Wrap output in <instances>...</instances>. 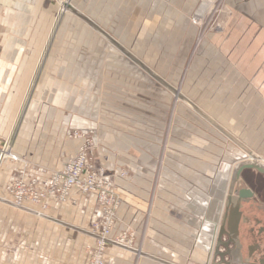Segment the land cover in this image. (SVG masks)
<instances>
[{
	"label": "rangeland",
	"instance_id": "1",
	"mask_svg": "<svg viewBox=\"0 0 264 264\" xmlns=\"http://www.w3.org/2000/svg\"><path fill=\"white\" fill-rule=\"evenodd\" d=\"M81 1L45 0L26 4L24 11L29 17L21 21H7L9 25L13 24L12 27L17 26L19 33L21 31L16 36L15 48L19 50L21 39L20 52L28 62L35 60L37 55L41 57L47 46L37 83L46 76L62 80L70 76V87L76 88V91L72 94L71 107L64 110L65 115L71 113L91 123L85 128H75L67 135L80 140V145L78 151L58 167L50 169L34 164L14 150L34 98V94H30L12 131L9 134L0 133V158L5 156L0 173H9V167H12L7 181L0 174V207L8 205L5 206L7 213L3 220L10 227L14 221L11 216L14 209L39 214L54 200L60 204L76 202L74 194L83 200L94 198L96 217L89 228L78 227L92 241L85 264H112L111 249L117 247L135 254L134 262L140 264L143 254L150 255L153 260L157 256L145 249L144 234H138L142 226H129L115 233L114 229L120 212L124 216L131 211L136 216L140 214L146 225L151 218L163 213L172 216L176 222L182 220V216L175 213L171 206H175L176 201L187 205L189 196L182 199L179 190L175 192L166 186L172 183L184 187L180 179H169V169L191 168L190 164L181 162L171 152L175 150V137L185 141L184 134L192 133L184 126L186 121H191V116L184 114L181 106L193 111L214 128V153L221 149L231 157L229 193L235 195L247 184L263 194L264 176L248 173L244 179L237 180L235 177L237 169L244 163L264 165V131L257 142L258 149L250 147L249 142L241 138L243 133L227 131L221 122L199 105L197 99H191V95L205 90L215 79L218 83L213 85L218 93L230 81L232 89L239 93L241 105L245 102V95L253 94L252 102L262 109L264 118V0H97L93 8ZM211 1L212 7L202 16V4ZM68 18L87 29L97 30L98 35H70L66 26ZM71 28V32L80 29L75 24ZM125 30V34L120 33ZM11 39L13 36L7 35L3 46L6 47ZM64 47L70 48V51ZM52 56L55 64L48 63ZM78 56H81L85 66L82 63L81 66L73 65ZM2 59L6 60L0 55ZM65 63L72 66L66 68ZM203 65L207 74L194 72ZM194 74L202 75L199 78L208 84H198L196 81L199 79L194 78ZM144 79L148 84H143ZM193 81L195 83L191 84ZM49 97L47 93L42 98L40 108L30 120L32 133H29L30 141L25 148L31 155L36 150V143L42 139H45L42 152L55 151L57 138L62 136L61 131L53 130L63 117L50 111V106H61L59 100ZM52 135L55 136L54 141L50 140ZM199 136L202 138L201 134ZM196 140L200 147L205 144L199 138ZM147 141L161 145L152 178H143L141 172L145 167L141 154L146 150ZM30 142L34 143V147L29 146ZM82 148L87 154L83 173L73 185L68 186L66 180L70 174L65 168L70 163H78ZM56 174L60 178L52 190L50 182L54 181ZM92 180L96 181L94 187L89 186ZM222 207L218 222L213 225L216 229L226 209ZM258 209L247 207L248 217L253 223L242 225L246 244L264 238V233L256 235L258 226L264 225V208ZM167 219V223L173 222L169 217ZM251 226L255 229L254 236ZM103 237L106 241L100 249L99 239ZM120 240L124 241V246L116 245ZM212 245L214 247V243ZM221 249L224 250V247ZM209 257L205 261H160L164 264H209ZM215 259L220 261L219 256L215 258L213 255L211 262ZM226 259L230 260L227 256Z\"/></svg>",
	"mask_w": 264,
	"mask_h": 264
},
{
	"label": "crops",
	"instance_id": "2",
	"mask_svg": "<svg viewBox=\"0 0 264 264\" xmlns=\"http://www.w3.org/2000/svg\"><path fill=\"white\" fill-rule=\"evenodd\" d=\"M44 1L0 0V55L6 58V60H0V133L9 134L12 131L17 117L24 107L25 101L33 93L34 98L19 131L16 148L14 150L17 155L31 160L34 164L55 169L78 151L80 140L68 138V134L75 128L89 126L91 122L71 113L65 115L64 110L71 107V100H73L72 94L76 91V88L70 87V76L64 80L50 79L49 76H46L41 82L39 80L37 83L39 70L47 46H45L43 53L40 55L41 57L37 55L35 60L30 62L26 60V56L22 58L20 52L22 49L21 39L18 42L19 50L15 48L17 46L16 42L18 41L16 36L20 35L21 31L19 33L17 26L12 27L13 24L9 25L7 21H21L25 17H29L24 11L26 9L24 5L37 4ZM78 1L76 0V2ZM96 1L82 0L81 2L90 4L93 8ZM109 10H114V8H110ZM74 24L80 29L78 31L73 29L75 31H72V33L71 26ZM66 26L70 35H98L97 30L87 29L79 22L74 23L71 18H68L66 21ZM120 33L125 34L126 30L120 31ZM7 35L13 36V39L5 47L3 43ZM64 48L66 51H70V48ZM11 54L15 56L12 58ZM54 62L55 58L52 56V59L48 60V63L55 64ZM74 62V66H81L83 62L81 56H78ZM126 64L128 65V63ZM71 66V63L64 64L66 68H70ZM82 66H85V64L83 65L82 63ZM194 72L197 74H207L204 65L200 66L198 71L195 70ZM197 74H194V78L199 79L196 81L198 84H208L207 81L202 82V79L199 78L202 75L197 76ZM215 80L210 82L212 84L207 86L205 90H202L203 88L201 87L202 91L191 95V99H197L199 105L205 108L214 119L216 118L221 122L228 129L227 131L243 133L241 138L245 142H249L248 145L250 147L258 149L259 144L257 142L261 140V133L264 131V118L262 109H258L257 103L253 104L252 102L253 94L245 95V102L241 105L242 102L238 98L239 93L232 89L230 85L232 82L227 81L226 88L216 93V86L213 84H217L218 82ZM194 83L193 81L191 84ZM143 84H148V81L144 79ZM198 89L200 90V88ZM47 93H49L50 99H54L55 101L59 100L61 108L50 106V111L52 114L63 117L61 123L54 126L53 130L61 131L62 136L57 138L55 151L42 152V144L45 141V139H42L41 142L36 143V150L34 149V154L31 155V152L29 151L27 153L25 148L29 143L28 141H30L28 139V136H31L29 133H32L30 120L40 108L42 98ZM45 107L49 108L48 106ZM180 109L184 114L191 116V121H186L187 123L185 122L184 126L188 127L192 133L184 134L186 137L185 141L175 137L173 139V147L175 150H171V152L174 157L181 159V162L190 164L192 169L185 167H176L177 171L169 169L171 171H168L169 179H180L184 187L180 188L176 185L174 186L172 183H168L166 186L175 192L179 190L183 195L182 199H185L184 196H189L187 205L183 204V202L176 201L175 206H171L175 213L182 216V220L176 222L172 219V216L163 213L157 214L155 218H151L148 221L149 224L146 225V220L144 217L141 219L140 214L136 216L131 211L132 213L129 212L128 215L124 216L120 212L114 229L115 233L129 226L134 228L138 226L139 228V225L142 227H144V224L146 225L144 229L140 226L141 228H139L138 234L140 236L141 232H143L145 249L149 253L157 256L153 260L149 257L150 255L141 252L144 258L140 264H164L160 261L161 259H171L178 263L179 261L192 259L205 261L209 255L211 257V251H213V247L210 248L208 246V244L210 245L213 242L215 236L213 225L220 217V207L224 206L225 209L226 196L229 193L227 186L230 175L231 157L221 149L219 152L214 153L216 149L212 140L216 138V132L213 127L203 119H199L198 115L193 111L183 106ZM176 130L182 129L177 128ZM193 132H196V134ZM199 134H201L203 139L200 138ZM196 138L201 139L205 144L200 147L197 145ZM251 138L255 139L250 140ZM54 139L55 136L52 135L50 140L54 141ZM30 144V147H34L33 142H30ZM145 144L146 150H143L141 155L145 161V167H149L150 169L142 168V177L152 178L154 175L152 169L156 166L157 158L161 152V145L160 143L157 144L151 141H147ZM182 146L184 148L180 151V147ZM233 158L235 159V157ZM233 158L232 160H234ZM11 169L12 167H9V173L7 171H4L3 175L0 173L1 178L7 181L11 176ZM248 173L254 174L255 176H264V173L256 170L245 169L241 178L244 179L246 177L245 174ZM243 187H250L255 193L253 198L247 199L242 203L241 211L243 215L248 217L249 211L247 213V207H253L257 210H259L258 207L260 209L264 208V190L263 194H260L251 185L246 184ZM73 198L76 202L69 201L60 204L55 200L52 201L50 207L42 210L43 215L14 209L15 211L11 214L14 217V221L12 222L10 219V222H12L10 227L7 226L6 220H3L7 213L5 206H8L3 204L5 206L0 207V264H85L86 255L91 247L92 241L84 232H80L78 227L85 229L90 227L93 219L96 217L95 200L94 198L83 200L77 194H74ZM224 213L225 210L223 215ZM168 217L173 222L167 223L165 220H168ZM222 221L219 225L222 224ZM219 225H217L218 228H220ZM263 226L259 225L257 231ZM8 228L11 229L8 230ZM250 230L254 236V227L251 226ZM256 235L258 236V234ZM260 242L264 247V238ZM111 258L112 264H135V254L120 250L118 247L111 249ZM202 264H205V262H202Z\"/></svg>",
	"mask_w": 264,
	"mask_h": 264
},
{
	"label": "water",
	"instance_id": "3",
	"mask_svg": "<svg viewBox=\"0 0 264 264\" xmlns=\"http://www.w3.org/2000/svg\"><path fill=\"white\" fill-rule=\"evenodd\" d=\"M245 169H254L260 173H264V165L257 163H244L240 165L236 172V179H240ZM254 191L250 187L240 188L236 195L230 192L225 202V213L223 215V221L220 225L216 247L214 251V257H220V261L216 259L212 264L226 263L231 264V260L236 255L238 248L241 247L240 242V223L243 216L241 211L243 201L253 198ZM227 236L226 239L224 237ZM224 247V250L221 249ZM226 256L230 259L227 260Z\"/></svg>",
	"mask_w": 264,
	"mask_h": 264
},
{
	"label": "flooded vegetation",
	"instance_id": "4",
	"mask_svg": "<svg viewBox=\"0 0 264 264\" xmlns=\"http://www.w3.org/2000/svg\"><path fill=\"white\" fill-rule=\"evenodd\" d=\"M227 198V197H226ZM247 219L242 218L240 223V242L241 247L238 248L236 255L231 260V264H233L236 261V264H264V247L262 243L258 240H255L254 242L250 244H246L244 242V237L242 233V225L244 223H251L252 221L249 219V217L243 215ZM220 227V225H219ZM219 228L216 232V238L214 240V247L211 255V259L213 258L216 242H217V236H218ZM264 233V226L261 229H258L257 234H263ZM234 261V262H233ZM210 260V264H211Z\"/></svg>",
	"mask_w": 264,
	"mask_h": 264
},
{
	"label": "built area",
	"instance_id": "5",
	"mask_svg": "<svg viewBox=\"0 0 264 264\" xmlns=\"http://www.w3.org/2000/svg\"><path fill=\"white\" fill-rule=\"evenodd\" d=\"M85 147V146H83ZM87 154H86V150H84V148L81 149V151L79 152V160L78 163L76 165H74L73 163H70V165L68 167L65 168V170L69 171V179L68 181L66 180V183L68 186L73 185V183L75 182V180H77L79 177H81L82 173H83V163L86 162L87 158H86ZM74 165V166H73ZM60 176L58 174H56V177L54 178V181L50 182V187H52V190L55 189V186L58 185V181H59ZM95 180H92V183L89 186H95ZM85 189L87 187H84ZM98 228V227H97ZM101 241L100 243V249L103 248L104 242L106 241L105 237L99 239ZM118 243V242H116Z\"/></svg>",
	"mask_w": 264,
	"mask_h": 264
},
{
	"label": "bare ground",
	"instance_id": "6",
	"mask_svg": "<svg viewBox=\"0 0 264 264\" xmlns=\"http://www.w3.org/2000/svg\"><path fill=\"white\" fill-rule=\"evenodd\" d=\"M63 2V1H62ZM64 3V2H63ZM64 5L65 6H68V4L67 3H64ZM212 5H213V2L211 1V2H208V3H203L202 4V6H201V9L202 10H200L201 11V15L203 16L207 11H209L210 10V8L212 7ZM65 9V8H64ZM4 157L5 156H2L1 158H0V164H1V162H3L4 160ZM248 163H250V162H248ZM39 215H43V213L42 212H40L39 213ZM217 230H218V227H217V229L216 228H214V239H213V243H214V240H215V238H216V232H217ZM211 238V237H210ZM212 242L210 243V248H212L213 247V244ZM116 245H118V246H124V241L123 240H120L118 243H116ZM128 247V246H127ZM125 248V247H124ZM129 248V247H128ZM211 260V259H210ZM208 264V263H207ZM210 264V263H209Z\"/></svg>",
	"mask_w": 264,
	"mask_h": 264
}]
</instances>
